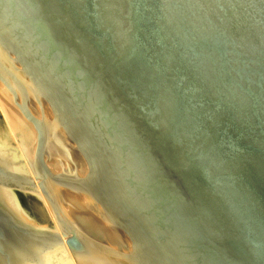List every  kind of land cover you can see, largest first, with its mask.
Returning a JSON list of instances; mask_svg holds the SVG:
<instances>
[{"label": "water", "instance_id": "water-1", "mask_svg": "<svg viewBox=\"0 0 264 264\" xmlns=\"http://www.w3.org/2000/svg\"><path fill=\"white\" fill-rule=\"evenodd\" d=\"M0 92L36 134L29 174L0 115V264H264V0H0Z\"/></svg>", "mask_w": 264, "mask_h": 264}, {"label": "bare ground", "instance_id": "bare-ground-1", "mask_svg": "<svg viewBox=\"0 0 264 264\" xmlns=\"http://www.w3.org/2000/svg\"><path fill=\"white\" fill-rule=\"evenodd\" d=\"M30 104L32 106H35V105L37 106V104L31 98L28 100V106ZM30 107H29V109H30ZM37 108L39 110L38 106H37ZM0 115H1L3 121L6 125V128L9 132L20 156H21V159H22L28 173L30 174V169H32V166L34 164V153H35L34 151H35V144H36V134H35L34 129L24 119V117L19 113V111L12 106L10 97L8 95H6L4 92H2V93L0 92ZM40 116H41V112L40 113L38 112L37 118H40ZM43 117H44L47 124H51L50 115L48 114V109L46 107H44V110H43ZM53 128H54V126L50 125L49 130H48L49 134L52 132ZM62 135H63V133H62ZM64 138L66 139L65 136H64ZM73 152L80 157V155L77 153V151L74 148H73ZM80 159H81V157H80ZM45 164L53 174H61V173H59V171H61L60 169H52V167L46 161H45ZM84 174H82L81 176L76 175V177H78V178L83 177ZM51 187H52L54 195L57 199V202L60 206L61 211L65 214V216L67 218H69L80 229L91 231V232H89L90 235L96 234V236H98L97 234H99V235H101V237L103 239H106L108 241L113 240V242L115 243V244H113L114 247H116V245H118V249L111 248V245H106L107 247H110L113 250H118L120 252L125 251L124 248L126 249V247H124V246H127V245H126V241H125L124 237L118 231H116L112 226L107 225L106 223H104L103 221L98 219L95 215H93L89 211V209L86 206L85 196L83 194L75 193L72 190L63 188L61 186H57L55 184H52ZM39 196L42 200V203H43L50 219L52 220L53 216H52L51 211L49 210L46 202L43 200V198L41 197L40 194H39ZM92 226H94V227H92ZM115 233H117V234H115ZM117 235H119V236H117ZM115 237H116V239H115ZM95 238L93 237V239H95ZM95 240H97V239H95ZM103 242H104V240H103ZM103 242H100V243L103 244ZM63 246L66 250V253H67L71 263L76 264V261H75L74 257L72 256V254L69 252L68 248L65 245H63Z\"/></svg>", "mask_w": 264, "mask_h": 264}, {"label": "rangeland", "instance_id": "rangeland-1", "mask_svg": "<svg viewBox=\"0 0 264 264\" xmlns=\"http://www.w3.org/2000/svg\"><path fill=\"white\" fill-rule=\"evenodd\" d=\"M32 108H31V107ZM29 107H30V110H31V112L37 117V115H38V112L40 113V111L38 110V108H37V106L35 105V106H32L31 104L29 105ZM37 114V115H36ZM49 114V113H48ZM49 117V116H48ZM62 171H59V173H61ZM76 175H78V176H81L82 174L81 173H79V172H76ZM84 199V198H83ZM92 227H94V226H92ZM85 233H87L90 237H96L95 239H97L99 242H103V240H104V242H103V244L104 245H111V248H113V249H118V245H116V247H114V245L113 244H115L114 242H113V240H110V241H108V240H106V239H103L102 237H101V235H99V234H97L98 236H96V234L95 235H93V234H89V232H91V231H87V230H83ZM115 234H117V233H115ZM117 236H119V235H117ZM115 239H116V237H115ZM123 239V238H122ZM125 242V241H124ZM120 246V245H119Z\"/></svg>", "mask_w": 264, "mask_h": 264}]
</instances>
